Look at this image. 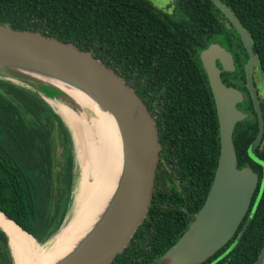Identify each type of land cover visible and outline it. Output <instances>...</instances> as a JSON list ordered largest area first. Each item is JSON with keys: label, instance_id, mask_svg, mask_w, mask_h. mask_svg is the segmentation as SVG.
<instances>
[{"label": "trees", "instance_id": "obj_1", "mask_svg": "<svg viewBox=\"0 0 264 264\" xmlns=\"http://www.w3.org/2000/svg\"><path fill=\"white\" fill-rule=\"evenodd\" d=\"M220 1L251 36L264 86V0ZM175 10L170 18L146 0H0V23L91 52L131 83L155 117L159 156L169 158L164 172L178 175L180 188L153 190L146 217L111 264H161L157 260L207 195L219 152L218 122L198 52L223 35L230 47L237 41L240 59H247L211 0H177ZM260 131L251 152L264 163ZM256 133L247 122L232 133L237 167L249 166L259 178L248 213L234 236L200 264H253L264 244V166L249 154ZM75 168L69 135L52 108L30 89L0 79V210L44 243L66 218ZM0 264H12L1 231Z\"/></svg>", "mask_w": 264, "mask_h": 264}, {"label": "water", "instance_id": "obj_2", "mask_svg": "<svg viewBox=\"0 0 264 264\" xmlns=\"http://www.w3.org/2000/svg\"><path fill=\"white\" fill-rule=\"evenodd\" d=\"M211 1L238 34L247 53L244 65L246 86L256 107L252 70L259 63L252 48L251 36L225 3L220 0ZM199 60L215 106L219 152L212 182L201 207L186 230L159 257L157 262L161 264H200L211 257L234 236L248 213L259 182L258 175L249 166L237 167L232 133L236 122L245 119L247 114L236 107L242 99L240 91L227 86L220 78V70L234 69L232 55L212 42L199 51ZM0 79L30 89L52 108L67 130L75 158L78 145L74 131L57 112L56 104L84 115L87 120L90 118H87L84 109L91 110V118H95L96 114L87 105L81 108L78 104L80 102L66 90L86 96L99 111L112 119L119 142V166L113 187L100 209L68 249L47 263L111 264L116 255L127 247L146 217L153 195L160 149L154 117L131 85L91 52L38 31L15 29L2 23ZM259 136L252 143L249 154L264 166L251 152ZM75 175L72 191L77 178ZM263 184L264 181L260 189ZM69 210L59 229L42 244L1 210L0 214L35 243L51 246L71 217ZM249 220L250 216H247L235 242L239 240ZM0 231L6 239L11 263L15 264L10 246L11 237L1 225ZM253 264H264V244Z\"/></svg>", "mask_w": 264, "mask_h": 264}, {"label": "bare ground", "instance_id": "obj_3", "mask_svg": "<svg viewBox=\"0 0 264 264\" xmlns=\"http://www.w3.org/2000/svg\"><path fill=\"white\" fill-rule=\"evenodd\" d=\"M66 91L80 102L81 108L87 105L96 114L95 118L87 120L84 115L56 104L57 112L73 129L78 145L75 166L79 171L69 203L71 217L49 246L35 243L0 214V225L11 237L15 264H47L66 251L100 209L113 187L119 166V142L113 121L86 96L73 90Z\"/></svg>", "mask_w": 264, "mask_h": 264}, {"label": "flooded vegetation", "instance_id": "obj_4", "mask_svg": "<svg viewBox=\"0 0 264 264\" xmlns=\"http://www.w3.org/2000/svg\"><path fill=\"white\" fill-rule=\"evenodd\" d=\"M212 42L219 44L221 47L225 48L228 51H230L231 49L234 52L237 51V48H236L237 47L236 44H238L237 41H233L232 42L233 46L231 45V47H230L228 41L227 40H224L223 35H221L220 37H215V39ZM212 42H210V43H212ZM232 52H231V55H232V58H233L234 69L232 71H222V70H220V78H221L222 82H224L223 80H225V81L229 82L230 84H232V85H228V86H233L234 88H236V89H238L240 91L241 96H242V99H241L240 102H238L236 104V107L240 111H242V112H244V113L247 114V117L245 119L236 122L235 127H234V130H235V128H240L243 122H247L248 124H254L255 125V128H256V132H257L256 133V137H257L258 136V133L260 131V126H262L264 128V91H263L261 85L259 83H256L255 82V77L260 75L259 74V70H258V66L253 68V70H252V77H253V81H254V86H255L254 87V90H255L256 99H257L256 100L257 101L256 106L257 105L259 106V110L261 112L260 113L261 114V121H260V118L258 117V113H257L256 107H255L253 98L251 96V92L248 89V87L246 86V78H245V73H244V65H245L247 59L245 61L244 60L242 61L240 59V57H242V53H241L242 50H241V52L240 51H237V54H234V52L233 53ZM247 58H248V56H247ZM198 59H199V52H198ZM199 62H200V60H199ZM216 65L219 67V64H218L217 61H216ZM111 69H113V68H111ZM113 70L116 72L115 69H113ZM124 80L128 84L131 85V83L128 82V80H126V79H124ZM131 87L134 89V87L132 85H131ZM134 91H135V89H134ZM151 115H152V113H151ZM154 119H155V117H154ZM263 133H264V131H263ZM261 139L262 140H261V142L259 144V147H258L259 150H261L262 148H264V137L263 138L261 137ZM160 147H161V145H160ZM168 160H169V158L163 157V155L162 156H159V153H158V163H157L156 172H155L153 190L155 188H157L158 190H162L163 188L170 189L174 185L176 186L177 189L180 188L179 187V185H180V179L178 178V175H176L175 178H173L172 175H171L170 178L172 177V180L170 181V178L167 177L166 176V173L164 172V168L168 169V166H167Z\"/></svg>", "mask_w": 264, "mask_h": 264}, {"label": "rangeland", "instance_id": "obj_5", "mask_svg": "<svg viewBox=\"0 0 264 264\" xmlns=\"http://www.w3.org/2000/svg\"><path fill=\"white\" fill-rule=\"evenodd\" d=\"M146 1H148L155 10H157L160 13L167 15L170 18H175L178 15L176 10H175L176 5H177V0H146ZM255 82L259 83L261 85L263 91H264L263 80H262V77L260 75L255 77ZM252 86L255 87L253 77H252ZM256 110L258 113V117L260 118V121H261V114H260L261 112L259 110L258 105L256 106ZM84 111L87 115V118H91L93 116L91 110L84 109ZM260 129L263 130V127L260 126ZM56 150H57L56 153H58V149H56ZM75 169H76L75 174L78 175L79 170H78V168H75Z\"/></svg>", "mask_w": 264, "mask_h": 264}]
</instances>
